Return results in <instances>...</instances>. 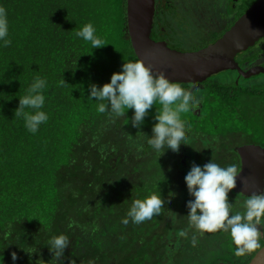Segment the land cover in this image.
I'll list each match as a JSON object with an SVG mask.
<instances>
[{
	"label": "trees",
	"instance_id": "16d2710c",
	"mask_svg": "<svg viewBox=\"0 0 264 264\" xmlns=\"http://www.w3.org/2000/svg\"><path fill=\"white\" fill-rule=\"evenodd\" d=\"M161 2L154 39L163 40L161 28H166L185 41L170 47L186 51L191 39L176 31L179 14ZM0 6L7 9L11 40L9 47H0V264H249L263 247L243 257L220 254L206 262L203 242L209 232L201 235L189 227L186 202L193 197L184 177L193 163L202 166L211 159L222 167L236 164L240 172L238 149L250 140L240 125L251 122L264 134V118L250 120L253 111L262 112L253 107L264 97V89L254 86L262 75L246 78L229 71L198 86L193 95H204L199 113L182 116L188 145L179 155L168 150L158 158L146 135H152L159 103L137 129L131 124L132 109L125 117L110 118L87 97L89 85L109 82L124 60H141L129 34L127 0H0ZM89 22L107 45L92 49L76 36ZM196 34L214 43L225 33ZM253 50L238 57L241 65ZM227 73L236 75L230 84L217 81ZM36 76L48 82L43 110L49 119L32 134L15 111ZM246 96L252 107L241 103ZM234 138L240 141L229 143ZM259 143L264 147L263 140ZM151 194L166 202L160 214L123 224L133 200ZM236 198L247 197L229 192L237 211ZM182 230L186 237L179 234ZM213 233L218 243H228L222 231ZM61 234L70 243L56 258L47 246ZM260 242L264 245V231Z\"/></svg>",
	"mask_w": 264,
	"mask_h": 264
},
{
	"label": "clouds",
	"instance_id": "9594fccd",
	"mask_svg": "<svg viewBox=\"0 0 264 264\" xmlns=\"http://www.w3.org/2000/svg\"><path fill=\"white\" fill-rule=\"evenodd\" d=\"M75 34L89 42L92 49L107 45L96 34V28L91 22L84 24ZM8 35L7 9L0 6V47L11 45ZM65 83V80L61 81V85ZM47 84L45 78L36 76L26 94L19 97L15 116L23 118L25 128L32 134L37 133L40 126L49 119L43 110ZM88 91V99L98 102L99 113H106L110 118L125 117L127 111L132 109L131 124L137 129L144 124L153 105L159 103L152 135L149 137L145 134L147 144L158 154V158L168 150L179 155L181 146L188 145L185 143L188 126L182 115L196 111L201 100L179 83L171 81L163 72L154 74L142 60H124L121 70L114 72L109 82L102 86L91 83ZM238 176L239 168L236 164L222 167L213 159L202 166L193 163L184 177L188 193L193 197L186 202V217L189 227L201 235L217 231L228 233L235 246L233 255L243 257L264 247L260 242L261 232L264 231V192L247 196L241 204L243 210H234L228 194L236 187ZM171 195L174 197L175 193ZM165 204L161 195L151 194L144 199H135L122 223L127 225L130 221L134 224L150 221L160 214ZM167 205L170 207V202ZM179 234L186 237L188 233L182 230ZM197 242L194 233L191 243L195 246ZM69 243L68 237L61 234L52 237L47 247L56 258H60ZM16 259V253L13 252L12 260Z\"/></svg>",
	"mask_w": 264,
	"mask_h": 264
},
{
	"label": "water",
	"instance_id": "95a60500",
	"mask_svg": "<svg viewBox=\"0 0 264 264\" xmlns=\"http://www.w3.org/2000/svg\"><path fill=\"white\" fill-rule=\"evenodd\" d=\"M157 0H127L129 34L136 54L154 74L163 72L179 84H202L219 74L238 71L251 78L264 73L257 67L242 71L238 57L264 39V0H258L233 27L199 51H181L153 37ZM239 45V46H238ZM241 170L236 193L247 197L264 192V147L245 145L238 149ZM249 264H264V247Z\"/></svg>",
	"mask_w": 264,
	"mask_h": 264
},
{
	"label": "rangeland",
	"instance_id": "374dc122",
	"mask_svg": "<svg viewBox=\"0 0 264 264\" xmlns=\"http://www.w3.org/2000/svg\"><path fill=\"white\" fill-rule=\"evenodd\" d=\"M197 6V8L199 9V14H198V18L199 20L197 21V24L199 26H202L203 25V21L205 19H208V20H212L214 18H217L221 12H222V9L224 7V5L227 3L228 0H220L221 1V7H219V0H215V3L214 4H208L209 6H203L201 5V3H199L200 1L199 0H193ZM182 2H179V4H181ZM158 4V3H157ZM184 9V7H182ZM221 9V10H220ZM180 10V8H179ZM188 10H186L185 12H187ZM225 12V11H224ZM223 13V12H222ZM221 24V23H220ZM220 24L219 26L215 27L216 29L220 28ZM220 32V31H219ZM180 34H176L174 31L170 32V35L168 36V40L171 42V44H178V43H181V44H185V41L183 40V38L179 37ZM191 38H197L198 40H190L187 42V45L185 46V49L186 51H194L196 49H201V47L203 46H208L210 44H212L210 41V38H203L202 36H192ZM169 42V43H170ZM262 45V46H261ZM182 48V47H181ZM256 50V52H254V55L257 53V54H262L264 55V39L261 40V42L258 44V46L254 49ZM256 56V55H255ZM220 75V74H219ZM262 77L257 80L258 83H254V86L256 88H260V89H264V73L261 74ZM218 76V75H217ZM235 73H227V74H223L221 75L220 77H218L217 81H220L224 84H230L232 80L235 79ZM232 79V80H231ZM252 84V83H251ZM249 85V84H248ZM198 88L196 87L194 90H190L193 94V92H196ZM264 91V90H263ZM194 97H197L199 98L201 101L204 97V95L202 94V96L199 94L198 95H194ZM249 97L246 96L245 99H242L241 103H246V108H249L248 106L252 107V103L249 102ZM250 103V104H249ZM248 105V106H247ZM254 110L255 108L256 109H262V112H261V115L258 116V114L255 113V111H253V116H251L250 120L253 121L254 118L258 119V120H261L264 118L263 114H264V97H261V99H257L255 102H254ZM200 108H201V103H200V106L199 108L195 111L197 113H199L200 111ZM185 115V114H184ZM183 116V115H182ZM261 124L264 125L263 122H261ZM242 127V132H245L249 135V142L247 141V145H259L261 146V144L259 143V140H263L264 141V134H262L259 130H258V127L255 125L254 128L251 126V122L250 123H242L240 125V128ZM247 131H246V130ZM262 130H264V128H262ZM264 132V131H263ZM211 133L212 134H218L217 133V130L216 129H211ZM236 141H240L239 139H233L231 141H229V143H233V142H236ZM206 143V142H204ZM243 145L245 146L246 144L243 143ZM242 145V146H243ZM242 199V198H241ZM240 198H236V201L237 202H240L237 206H236V209L238 208L239 211H242L243 209L241 208V204L243 202V200H241ZM246 199V198H245ZM237 210V211H238ZM258 227H261V226H258ZM263 230V228H262ZM221 233V232H220ZM224 233V236L227 237V240H228V243L226 244H223L221 245L220 243L217 242V240L215 239L216 238V235L215 233L213 232H209V236H208V239L207 241H204L203 242V245L204 247L206 248V251H205V257L204 259L206 258V262H209L212 258H215L217 257L218 255H224V257H229L230 255L231 256H234L233 255V250H234V245L232 244L231 242V238L230 236L228 235V233L226 232H223ZM262 233L263 231L261 232V236H262ZM223 236H221L222 238Z\"/></svg>",
	"mask_w": 264,
	"mask_h": 264
},
{
	"label": "flooded vegetation",
	"instance_id": "af4514ba",
	"mask_svg": "<svg viewBox=\"0 0 264 264\" xmlns=\"http://www.w3.org/2000/svg\"><path fill=\"white\" fill-rule=\"evenodd\" d=\"M162 1V2H161ZM197 1V0H196ZM201 5L203 6H209L208 4H214L215 0H199ZM258 0H228L227 3L224 5L221 14L212 20L205 19L202 23V26H199L197 24V21L199 20L198 14H199V9L195 5L196 3L193 0H160L162 5L168 3L169 6L175 8V11L179 14L178 16L180 17V22L176 26V31L178 30L180 33H183L182 31H185L186 33H183V37H187L191 39L192 41V36H198L196 33L198 30L203 31L204 33L209 32L211 33L214 30H219L224 31V33H227L233 25L240 19L242 16H244L248 10L257 2ZM160 2L157 4V9L158 6L161 5ZM179 2H182L179 4ZM219 7H221V1L219 0L218 2ZM184 7V9L182 8ZM180 8V10H179ZM188 10L187 12H185ZM221 10V9H220ZM225 11V12H224ZM164 13V11H162ZM168 14V13H166ZM157 16L160 18V14L158 15V12H156V19H155V31L157 32L156 28V22ZM221 23V24H220ZM220 28L216 29L215 27L219 26ZM229 27V28H228ZM164 32V39L163 41H167L168 43L170 42L168 40V36L170 35L169 30H166V28H161ZM182 30V31H181ZM263 40V39H262ZM261 41L258 42V44ZM171 43V42H170ZM255 45L253 48L255 49L257 46ZM262 46V45H261ZM254 52L256 50H253L252 52H249L248 54L244 55L246 59V66H243L240 64V67H246L249 70H251L253 67H262L264 68V55L258 54L257 56L254 55ZM239 60V58H238ZM256 69V68H254ZM215 77V76H214ZM213 78V77H212ZM205 83V82H204ZM202 83V84H204ZM201 84L193 85V90L200 86ZM198 114L197 112H195Z\"/></svg>",
	"mask_w": 264,
	"mask_h": 264
}]
</instances>
